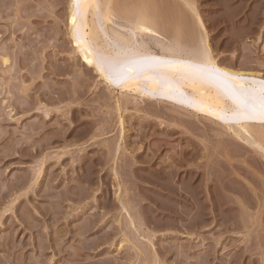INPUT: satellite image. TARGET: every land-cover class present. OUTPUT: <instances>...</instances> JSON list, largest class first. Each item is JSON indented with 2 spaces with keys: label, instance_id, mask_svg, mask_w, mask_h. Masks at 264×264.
<instances>
[{
  "label": "rangeland",
  "instance_id": "1",
  "mask_svg": "<svg viewBox=\"0 0 264 264\" xmlns=\"http://www.w3.org/2000/svg\"><path fill=\"white\" fill-rule=\"evenodd\" d=\"M112 1L99 59L131 27L122 11L145 12L158 40L264 78V0ZM71 2L0 0V264H264V149L235 132L248 120L115 89L77 52Z\"/></svg>",
  "mask_w": 264,
  "mask_h": 264
},
{
  "label": "bare ground",
  "instance_id": "2",
  "mask_svg": "<svg viewBox=\"0 0 264 264\" xmlns=\"http://www.w3.org/2000/svg\"><path fill=\"white\" fill-rule=\"evenodd\" d=\"M112 4V0H72L69 14L70 37L77 52L86 62L96 64L101 77L117 90L157 89L165 98L180 90L201 112L224 121L246 119L245 125L237 126L236 135L247 136L264 149V131L252 123L264 122V78L260 74L220 66L202 42L187 49L176 39L158 40L159 26L145 12L122 11L131 27L125 26V32L116 34V58L99 59L102 36L97 28L101 23L105 24L102 29L111 24L115 13ZM96 16L98 22L92 20ZM144 36L149 39L140 42ZM159 79L163 86L156 87Z\"/></svg>",
  "mask_w": 264,
  "mask_h": 264
}]
</instances>
